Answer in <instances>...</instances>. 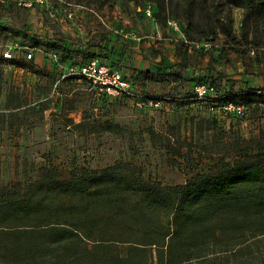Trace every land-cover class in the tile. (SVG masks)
I'll return each mask as SVG.
<instances>
[{
  "label": "rangeland",
  "instance_id": "rangeland-1",
  "mask_svg": "<svg viewBox=\"0 0 264 264\" xmlns=\"http://www.w3.org/2000/svg\"><path fill=\"white\" fill-rule=\"evenodd\" d=\"M138 10H150L147 18L162 27L176 22L190 42L204 46L193 50V60L210 56L200 70L219 89L264 92V24L254 31L256 23L233 0H0L1 186L21 183L25 189L46 166L68 176L118 163L129 164L145 181L185 186L196 175L218 170L220 160L233 163L258 139L264 142V104L248 109L243 119L212 112L191 100L193 88L186 89L192 81L180 93L171 81L164 83L171 87L167 92L154 85L135 88L161 101L159 108L140 109L130 100H102L85 81L66 82L58 72L48 77L41 64L33 70L31 61L49 48L70 63L102 54L107 26L126 25ZM228 24L238 44L222 32ZM16 44L14 58L5 60L3 53ZM107 125L115 130L105 131ZM243 248L240 264H264V239H251Z\"/></svg>",
  "mask_w": 264,
  "mask_h": 264
},
{
  "label": "trees",
  "instance_id": "trees-1",
  "mask_svg": "<svg viewBox=\"0 0 264 264\" xmlns=\"http://www.w3.org/2000/svg\"><path fill=\"white\" fill-rule=\"evenodd\" d=\"M233 2L254 31L264 24V0ZM222 32L236 43L229 24ZM231 101L250 109L264 92ZM22 185H0V264H240L243 245L264 239L261 139L185 186L145 181L123 163L68 176L46 166Z\"/></svg>",
  "mask_w": 264,
  "mask_h": 264
},
{
  "label": "crops",
  "instance_id": "crops-1",
  "mask_svg": "<svg viewBox=\"0 0 264 264\" xmlns=\"http://www.w3.org/2000/svg\"><path fill=\"white\" fill-rule=\"evenodd\" d=\"M138 12L139 14L137 15L133 13L130 15V21L126 22L127 26L124 23H120L118 19L119 23L111 22L107 26V30H105L106 36L102 38L100 43L103 51L102 54L96 52L86 60H82L81 57H74L73 62L70 63V59L65 57L64 53L61 52L59 53V60L55 62L49 54L50 51L55 50L49 48L47 54L41 56L37 54L34 61H31L33 62L31 65L34 64L33 70H36V65L41 64L43 72L48 77H51L54 72H58L59 76L62 77L61 79L66 82L72 78L82 82L77 77L63 79V74L72 64L84 63L87 60L97 58L112 69L119 70L135 88L147 91L150 89V85H154L155 91L162 90L167 92L171 87L165 86L164 83L171 81L175 82L172 89L176 93L177 91L180 93V90L185 87L184 83L186 81H192L190 83L191 87L186 89L191 91L193 84H195L198 78L210 79L208 74L200 70L201 65L202 67L208 65L210 60L209 55L202 53V57L195 62L193 60L195 54H193L191 48L183 43L180 34L176 33L169 25L162 27L151 18H147L149 16L148 13V15H145L140 13L139 10ZM122 28L126 31L135 32L144 39L139 42L134 39L124 38L117 33V30ZM199 52L196 55H199ZM26 62L29 63L30 61ZM27 70L31 71V66ZM181 83L184 85L181 86ZM87 85L89 86L88 83ZM226 85L228 86V84ZM226 88L230 90L229 86ZM231 92L242 93L240 91ZM100 96L102 100L118 101L102 94ZM4 172L5 169L1 170L0 175H4Z\"/></svg>",
  "mask_w": 264,
  "mask_h": 264
},
{
  "label": "built area",
  "instance_id": "built-area-1",
  "mask_svg": "<svg viewBox=\"0 0 264 264\" xmlns=\"http://www.w3.org/2000/svg\"><path fill=\"white\" fill-rule=\"evenodd\" d=\"M148 13L150 15V10H148ZM169 26L182 36L183 43L191 48L192 52L194 49L204 48V46H201L199 43L190 42L176 22H170ZM117 33L126 39H134L139 42L144 39L135 32L126 31L123 28L117 30ZM16 48H18L17 44L14 47H10V49L3 53V58L5 60H12L14 58L12 50ZM26 50L29 51V49ZM49 54L51 59L55 62L59 60V54L55 51H50ZM32 58L33 51L31 50L27 54V59ZM70 77H77L87 82L93 90L110 99L134 101L140 109L147 107L159 108L161 106V101L159 99L155 100L145 95L143 92L136 90L119 70L112 69L97 58L69 67L63 74V79ZM211 81L210 79H206L202 83L196 84L191 92V100L208 106L212 112L223 113L240 119L245 118L249 108L245 104L231 101V97L238 95V93H233L229 89H219L216 85L212 84ZM258 92L260 93L261 91Z\"/></svg>",
  "mask_w": 264,
  "mask_h": 264
}]
</instances>
